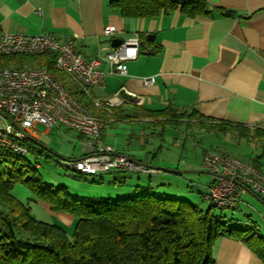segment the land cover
<instances>
[{
	"label": "crops",
	"instance_id": "1",
	"mask_svg": "<svg viewBox=\"0 0 264 264\" xmlns=\"http://www.w3.org/2000/svg\"><path fill=\"white\" fill-rule=\"evenodd\" d=\"M207 1L212 7L233 11L236 15L225 17L215 12L191 18L178 10L155 18L124 19L112 8V0H0V33L1 36L48 33L60 40L76 37L78 51L86 59L106 56L105 48L113 47L114 40L122 44L138 35L139 55L127 63L128 75H109V65L104 62L101 69L106 83L91 91L94 108L89 110L106 120L97 144L111 147L144 166L149 164L138 156L141 151L132 154L116 147L120 136L133 137L141 132L142 122L161 127L162 136L168 127L191 134H232L260 146L262 153L252 156L249 163L254 165L263 155L260 170L264 172V138L256 134V131H264V0ZM109 26L116 29L112 38L104 35ZM146 80L152 83L146 84ZM127 93L141 98L142 103H123L115 108L113 115L93 104L94 100L125 98ZM166 110L169 116L157 114ZM172 113L181 116L172 117ZM192 114L195 117H189ZM208 125L233 128L224 133L220 129H209ZM161 150L162 146L158 152ZM205 151L207 149L203 155ZM220 154L233 156L227 152ZM185 167L183 169H193L194 164ZM158 168L162 167L158 165ZM171 168L178 170L180 166ZM130 172L155 176L157 183L153 184L151 178L148 186L157 185L162 191L172 186L173 177L183 180V175L175 172L154 169L151 173ZM208 173L213 178L206 188L215 181L214 174ZM139 185L137 187H148ZM15 194L22 201L28 199V192L19 187ZM249 201L252 211L264 218V197L247 189L238 209ZM252 224L256 227L259 223L252 221ZM213 257L214 264H264L251 244L233 236L216 242Z\"/></svg>",
	"mask_w": 264,
	"mask_h": 264
},
{
	"label": "trees",
	"instance_id": "2",
	"mask_svg": "<svg viewBox=\"0 0 264 264\" xmlns=\"http://www.w3.org/2000/svg\"><path fill=\"white\" fill-rule=\"evenodd\" d=\"M111 6L124 19L155 18L178 10L191 18L215 12L225 17L236 15L212 7L207 0H112ZM31 66L54 72L80 103L94 108L92 93L86 95L57 69L56 55L0 56V69ZM157 114L169 116L167 110ZM173 116L181 115L172 113ZM208 128L226 133L233 127ZM256 134L264 138V131ZM262 157L254 162L259 169ZM21 185L51 211L77 219L72 239L63 228L33 215L30 204L14 192ZM136 189L132 198L80 200L65 187L53 189L46 185L24 156L0 149V264H214L215 244L225 236L251 244L264 263L263 237L249 228L232 225L210 201L205 210L178 196H158L149 186Z\"/></svg>",
	"mask_w": 264,
	"mask_h": 264
},
{
	"label": "built area",
	"instance_id": "3",
	"mask_svg": "<svg viewBox=\"0 0 264 264\" xmlns=\"http://www.w3.org/2000/svg\"><path fill=\"white\" fill-rule=\"evenodd\" d=\"M115 32V27L109 26L104 35L112 38ZM139 46V36L135 35L116 48H105L106 56L86 59L78 52L76 37L60 40L48 33L38 36L5 33L0 37V56L56 55L57 69L70 76L90 96L93 89H100L106 83L105 73L101 69L103 63H108L109 75L125 77L128 75L127 63L138 57ZM145 83L151 84L152 81L146 80ZM128 102L140 105L142 99L127 93L125 98L118 97L105 102L94 100L93 104L113 115L116 107ZM1 113L12 118L19 128ZM39 124L48 129L75 130L93 139L83 141L82 158L64 162L69 171L86 176L113 171L152 172V169L115 153L111 147L97 144L106 124L105 118L94 115L80 103L54 72L35 67L1 68L0 149L24 156L27 153L23 147V142L26 141L24 134L39 138L36 130ZM203 166L215 176V181L207 187L205 198L216 208L238 209L240 199L247 189L264 197V172L251 163L233 156L205 151Z\"/></svg>",
	"mask_w": 264,
	"mask_h": 264
},
{
	"label": "rangeland",
	"instance_id": "4",
	"mask_svg": "<svg viewBox=\"0 0 264 264\" xmlns=\"http://www.w3.org/2000/svg\"><path fill=\"white\" fill-rule=\"evenodd\" d=\"M139 129L141 132L136 133L133 137L120 136L116 147L123 152L126 150L132 154L135 151H141V153H137L143 158L141 160L149 165L152 163L151 166L154 167L160 165L163 169L176 170L171 166L178 165L180 166L178 170L193 171V173L182 174L183 180L170 176L173 177L172 186H167L162 191L160 190L162 188L156 185L153 192L158 196H162L164 193L176 194L180 199L190 201L205 210L210 207V203L205 200L203 194H206V185L212 182L213 176L203 166L204 149L219 152V154L227 152L248 163L251 162L252 156L262 153L259 145L239 140L232 134L221 136L210 133L191 134L184 129L175 130L168 127L165 136H162L163 129L161 127H155L153 124L144 122L140 124ZM36 130L40 138L36 139L40 140L43 147L31 141H24L23 147L27 151L24 158L37 169L39 179L46 185L52 186L53 189L65 187L74 198L80 200L101 198L114 201L121 198H132L137 193V185L148 186L151 178H153V184L157 183L154 180L155 176L142 173L135 174L130 171H113L102 176L78 177V173L69 171L64 166V162L83 157V141L93 139L66 128L48 129L39 124ZM161 146L162 150L158 152ZM115 153L117 152L115 151ZM155 154H157L156 157H154ZM187 164H194V168L183 169L186 168ZM140 180L141 183H139ZM17 187L28 192V199L24 202L30 204L32 213L38 220L63 228L68 237L72 239L77 224V219L74 216L64 212L51 211L47 205L38 201L24 186H16L14 192ZM243 201H246L245 198ZM218 211L232 225L241 229L249 228L264 239V218L252 211L250 201L247 204H241L238 210ZM252 221L258 222V226L255 227Z\"/></svg>",
	"mask_w": 264,
	"mask_h": 264
},
{
	"label": "water",
	"instance_id": "5",
	"mask_svg": "<svg viewBox=\"0 0 264 264\" xmlns=\"http://www.w3.org/2000/svg\"><path fill=\"white\" fill-rule=\"evenodd\" d=\"M120 44H121V41H118V40H114V41L112 42L113 47H118ZM1 114H3V115H4V116H5V117H6L11 123H13L17 128H19L18 125L14 122V120H13L12 118H10L9 116L5 115L4 113H1ZM24 140H26V141H31V142H33V143L39 145L40 147H43V144L40 142V140H37L36 138H33V137L27 135L26 133L24 134ZM129 159H130V158H129ZM132 161H133L134 163H136V164H142V163H139V161H137V160H132ZM144 166L149 167V168H152V169H154V170H160V171H166V172H175V173H179V174H186V173H190V172L193 173V171H187V170L185 171V170L163 169V168H158V167H154V166H150V165H145V164H144Z\"/></svg>",
	"mask_w": 264,
	"mask_h": 264
}]
</instances>
